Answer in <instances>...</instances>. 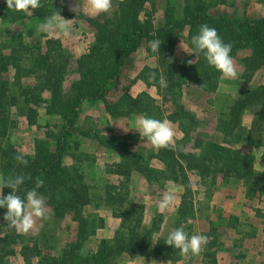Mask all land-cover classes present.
<instances>
[{
  "label": "rangeland",
  "instance_id": "obj_1",
  "mask_svg": "<svg viewBox=\"0 0 264 264\" xmlns=\"http://www.w3.org/2000/svg\"><path fill=\"white\" fill-rule=\"evenodd\" d=\"M3 1L0 0V8H2ZM183 1L154 0L153 30L155 31L162 26L166 7L169 4L175 7L174 16L181 17ZM207 1H210L211 4L208 13L214 17H239L257 20L264 15V0ZM57 2L59 3V0H55L53 8L59 9L57 8L59 6ZM79 6V11L75 15L93 17L86 16L81 12V6L85 7L84 3H79ZM62 7L63 10L61 11L70 12L71 8H65L66 6H63V4ZM116 12L117 10L113 12V9H111L108 13L99 15L97 19L102 21L114 19ZM22 13L24 17L13 22L8 19L0 20V54H8L10 49H6L4 45L8 41L14 43L18 37L29 45L39 42L43 44L47 40L44 39L45 36L42 33L39 37H35V31L41 23L39 18L46 15L30 17V12H20V16H22ZM154 18H157L156 25L153 23ZM65 19L73 21L70 26L73 29L72 38L64 39L63 43L60 42V55L71 58L67 73L63 76L64 91L67 92L70 83L76 78L75 59L82 55L79 53L85 50L88 45L87 41L92 38L93 31L78 16ZM185 37L186 29L182 32L173 51V58L180 61L191 55L188 54L191 51L185 43ZM150 42H144L130 58L124 61L120 75L114 82L116 91L112 93V96L119 98L126 92L129 97L137 98L145 93L154 99V103L144 102L146 105H150L152 115L147 116L140 113L144 108V105H142L139 106L138 113H133L131 117L114 120L106 114L107 112L101 101H84L78 108L75 126L67 127V132H64L65 122L58 117L45 115L42 107L38 109V119L34 125H29L23 115H18L12 109L9 118L13 124L9 129L8 143L23 154L33 155L36 151V142L46 139L52 152L57 148L59 149V147L63 148L61 164L64 167H78L82 171L84 183L87 185L92 199V205L82 208L81 217H84L87 222L94 221V224L97 225L93 235L89 236L83 243L81 250L83 255L95 251L100 240L112 239L115 231L125 221L124 215L132 219H140L141 231L150 238L151 250L154 246H158L159 248H169L173 252H170V260H164L162 257H152V260L147 261L143 259L146 257H136L138 260L135 263L129 261L131 258L122 255L114 264H152L153 261H158L153 262V264H177L183 260L192 264H218L217 257L220 261L224 259L225 255L231 259V256L237 253L249 251L250 245L253 247V255L261 253L263 251L261 248L263 247L264 236L247 237V235H250L249 233L253 232L247 225H243V222L245 223L248 219L247 217L239 222L234 216L222 218L221 215L223 211H226L223 205V201L226 199H230V203H239L241 213L245 211L256 214L257 211H260L264 214V176L262 178L263 183L258 186L251 198L245 197V188L241 181L235 178L222 180L216 173L206 175L204 179H201L194 170H182L179 172V176L182 178L183 183H177L174 181L175 176L171 166L165 168L166 166L162 162L150 158V155L156 153L157 150H154L143 137H140L138 131H136V119L147 116L158 120L167 119L172 121L177 133L175 142L179 151L183 154L198 153L196 149L197 141L209 140L231 144L230 137L216 130L217 122L226 116L229 118V112L235 107L238 100L244 99L250 92L264 86V70L258 69L254 72L249 70L246 63L243 62V58L249 56L250 51L241 50L232 58L238 73L236 78L227 79L221 75L217 80L216 90L212 92L201 91L193 83H189L190 86L176 83L173 90L176 99L173 102L171 97L163 98L154 86H147L142 80L136 78L139 72L142 71L141 66L143 65V61H139L143 58L136 60L137 55L144 52L146 56L148 54L146 49L149 47ZM148 56L150 59L153 58L150 63H152L153 68H156V57L149 54ZM22 66L27 67L26 63ZM144 68H147V66ZM13 73V71H9L6 77L12 79ZM176 81L180 80L177 78ZM137 82L144 83L148 88L147 91L151 94L147 91L139 92L140 88L137 86ZM22 83L29 86H38L41 80L33 75L22 78ZM43 98H48L47 92L43 93ZM234 122L241 127L251 129L252 141H261L262 144L258 148L247 142L235 143L231 146L242 153L253 155L255 171L264 175V157L262 156L264 155V105L262 103L252 106L246 105L239 112L237 119H234ZM254 123L258 124V131L254 130ZM235 130L233 129V133ZM127 134H130L129 153L131 157L134 155L140 157L139 163L141 166L139 171H132L129 177H124L110 173L116 170L112 166L120 163L121 157L117 150L107 149L99 145L96 135L116 136ZM126 162H130V160L126 159ZM144 164L151 169L150 172L144 170L142 166ZM169 169H172V171H169ZM169 181L172 184H169ZM173 186L179 189L177 199L166 210H159L160 198L167 188ZM110 187L115 188L117 194L115 200H121V203L114 207L106 206L103 203V198L111 191ZM219 195H221L220 199ZM40 196L45 201L46 215L49 219L37 220L34 229L24 234L17 232L15 228L9 226L3 220L6 209H2L0 210V238L5 235L19 234L24 239V243L30 245V247L37 243L38 251L43 256L55 257L61 253L67 244L76 241L78 223L72 220L71 214L56 217L52 207L48 205V198L44 195ZM256 216L258 220H262L259 215L256 214ZM210 217L214 220L209 221ZM125 222H127V218ZM203 225H206V232H203ZM179 227H183L189 237L200 234L209 238L208 243L203 246V250L199 254L192 255L189 253L186 257H181L178 249L165 244L168 234ZM237 230L240 232L239 235L236 234ZM107 233L109 238H102ZM19 248L20 246L16 244L8 247L7 252L3 253L4 259H2L1 264H26L20 255ZM249 255L251 256L250 253ZM171 258L174 261H171ZM38 260L39 256L31 257L29 263L37 264ZM251 262L245 261V263Z\"/></svg>",
  "mask_w": 264,
  "mask_h": 264
},
{
  "label": "trees",
  "instance_id": "obj_2",
  "mask_svg": "<svg viewBox=\"0 0 264 264\" xmlns=\"http://www.w3.org/2000/svg\"><path fill=\"white\" fill-rule=\"evenodd\" d=\"M3 2L0 8V20L8 19L13 22L24 17L23 13L20 16V12L8 10L5 0ZM40 3L41 7L29 11L30 17L53 15L55 11H59L64 19L78 16L92 29L94 42L85 54L75 59L76 78L70 83L67 92L64 91L63 76L67 73L71 58L60 55L59 40L47 39L43 44L39 42L29 45L18 37L14 43L8 41L4 45L10 50L6 55L0 54V178L19 173L30 175L32 179L26 180L17 192L22 199L26 198L28 190L35 187L37 177L43 179L44 184L37 189L38 194L48 198V205L52 207L56 217L71 214L72 220L78 223V232L76 241L67 244L55 257L43 256L38 251L37 243L30 247L24 243V239L19 234L5 235L0 238V264L4 259L3 253H6L8 247L13 244L20 246L19 252L26 264H30V258L35 256H39L37 264H114L122 255L131 259L162 257L164 260H170L169 255L173 251L158 246V248L154 246L151 250L150 238L141 231L140 219H132L125 215L127 222H122L112 239L100 240L95 251L83 255L81 253L83 243L93 235L97 225L94 221L87 222L84 217H81L82 208L92 205L82 171L78 167H64L61 164L63 148L59 147L52 152L46 139L36 142V151L33 155L23 154L15 149L8 143L9 129L13 124L9 113L14 109L18 115L25 117L29 125H34L38 119V109L42 107L45 115L58 117L65 122L64 132H67V127L75 126L78 108L84 101H101L107 114L114 120L131 117L133 113H138L142 105L144 108L140 113L150 116L152 115L150 105L144 103H154V99L149 95L142 93L137 98H131L125 92L119 98L112 96V93L116 91L114 82L120 75L124 61L130 58L144 42L153 40L160 42L159 55L153 53L150 47L146 49L150 56L156 57L157 67L142 69L136 78L142 80L147 86H154L163 98L171 97V101L174 102L176 98L173 90L176 83L186 86L193 83L201 91L212 92L216 90L217 80L221 76L220 72L207 64L203 54L197 57L190 55L182 61L173 58L175 45L185 29V43L191 53L193 49L191 37L198 33L200 25L207 24L217 30L224 43L232 45L230 53L232 58L241 50L250 51L249 56L243 58V62L249 70L254 72L258 69L264 70V17L257 20L214 17L208 13L210 1L184 0L182 16L175 17V7L172 4L167 5L164 22L154 31L152 26L154 0L117 2L115 18L104 21L95 17L83 15L80 17L72 11L53 8L55 0H40ZM7 33L10 34L9 31ZM191 59L195 62L189 65L187 61ZM25 63L27 67L22 66ZM9 71L14 72L12 79L6 77ZM150 71L157 73V80L160 75H163L168 87L161 88L158 82L149 83ZM33 75L41 80L38 86L22 83V78ZM177 78L180 81H176ZM44 92L48 93V98H43ZM257 103L264 105V86L250 92L244 99L238 100L235 107L230 110L229 118L226 116L218 120L216 130L230 137L231 144L209 140L197 141L198 153L196 154L161 149L150 155V158L159 160L166 166L165 168L171 166L174 171V181L177 183H183L179 176L182 170H194L201 179L216 173L222 180L235 178L241 181L245 188V197L251 198L258 186L263 183L264 175L255 171L253 155L242 153L231 145L247 142L255 148L261 146V141H252L251 129L241 127L234 122L246 105L252 106ZM257 125L253 124L255 131H258ZM233 129H236L234 133ZM129 138L130 134L96 135L99 145L117 150L121 157L120 163L112 166L116 170L110 173L129 177L132 171L140 170V157L137 155L131 157L129 153ZM17 154H23L29 161L27 167L17 163L14 159ZM126 159L130 162H126ZM144 165H142L144 170L150 172L151 169ZM9 192L10 189H3L4 196ZM116 197L115 188H111V191L103 198L104 205L111 207L119 205L121 200L116 201ZM256 214L264 220V214L260 211ZM171 261L174 259L171 258Z\"/></svg>",
  "mask_w": 264,
  "mask_h": 264
},
{
  "label": "clouds",
  "instance_id": "obj_3",
  "mask_svg": "<svg viewBox=\"0 0 264 264\" xmlns=\"http://www.w3.org/2000/svg\"><path fill=\"white\" fill-rule=\"evenodd\" d=\"M8 10L17 12H29L30 10L41 7L40 0H5ZM86 7L90 14L101 15L108 13L112 8V0H86ZM70 11L78 13V6L72 7ZM72 20H66L61 17L59 11H55L52 16L46 17L35 31V37L41 33L56 34L59 33L65 39H71L73 29L70 27ZM193 46L192 53L195 57L203 54L207 64L220 72L223 78L234 79L237 76V69L234 66L233 59L230 55L232 50L231 44L223 42L217 30L207 24L199 26L198 33L191 37ZM160 42L153 40L149 47L151 51L159 55ZM194 60H188L189 65L194 64ZM171 63V59H169ZM149 83H159L161 88H167V80L163 75L157 80V73L150 71L148 73ZM136 131L140 137H143L154 150H171L178 151L175 142L177 135L175 126L172 121L164 119L158 120L141 116L136 119ZM14 159L19 165L27 167L29 161L23 154H17ZM30 175L23 173L11 174L7 177L0 178V209H6L3 220L17 232L27 234L33 230L36 221L49 219L46 215L45 201L38 194L37 189L43 187L44 181L40 177L35 180V187L28 190L26 198L22 199L17 195L21 186L26 180H31ZM172 184L171 181L168 182ZM10 189L8 195H3V189ZM179 189L175 186L166 189L159 200L158 208L163 211L169 208L177 199ZM208 237L200 234H194L189 237L183 227L173 229L167 236L165 244L178 249L181 257H186L189 253L197 255L203 250V246L208 243ZM153 264V262H152ZM178 264H182L178 262Z\"/></svg>",
  "mask_w": 264,
  "mask_h": 264
},
{
  "label": "crops",
  "instance_id": "obj_4",
  "mask_svg": "<svg viewBox=\"0 0 264 264\" xmlns=\"http://www.w3.org/2000/svg\"><path fill=\"white\" fill-rule=\"evenodd\" d=\"M120 1H122V0H117V1L112 0V8L111 9H113V12L117 10L116 3L120 2ZM79 3H84V5H85V7L81 6V9H80L81 12L84 15L93 16L95 18H99L98 17L99 15H92V14L89 13V11H88V9L86 7V0H59V3H58L59 6L57 8H59L60 10H63L62 4H63V6L65 5L66 6L65 8H68V9L72 8V7H76V6L80 7ZM49 16L50 15H46V16H43V17H41L39 19L42 22L46 17H49ZM61 17H62V15H61ZM263 17H264V15L261 16V18H263ZM66 20H70V19H66ZM156 22H157V18H154L153 23L155 25H156ZM74 24H77V23H74ZM74 24H73V26H75ZM71 25H72V23H71ZM42 34L45 36V38H44L45 40L53 38V39H57L61 43H63V40L65 39L59 33L52 34V35L45 34V33H42ZM91 37L92 38L89 41H87L88 45L85 47V50H83L79 54L86 53L87 49H89V47L92 45V43L94 41L93 34H92ZM142 49H144V48H142ZM143 53L140 54V55H137V59H136V60H138L139 58H143V59L139 60L140 62L143 61V65L141 66V69H143L146 66L150 67V68H153V66L151 65L152 63H150V61H152L153 58L150 59V58H148L149 57L148 54H146V56H145V53L144 54ZM140 70H138V71H140ZM137 86H139V88H140L139 92H143V91H147L148 90V88L145 86L144 83L137 82ZM147 92L150 93L149 91H147ZM220 196L221 195H219V199L221 198ZM229 200L226 199V200L223 201V205H224L226 211H223L221 217L222 218H227L229 216H234L239 222H241L242 219H246V217H247L248 219H246L245 223L243 222V225L245 224V225H247L249 227V229L253 230V232L249 233L250 235L249 236L247 235V237H254V236L261 237V235L264 236V229H263L264 228V220L262 218H261L262 220H258L256 218L257 216H256L255 213L250 214L249 212H245V211H242V213H241V211H239L240 204L237 203V202H231L230 203ZM244 216H245V218H244ZM210 220L213 221L214 218L210 217L209 221ZM201 225H202V223H201ZM203 232H206V225H203ZM236 234L237 235L240 234L239 230L236 231ZM105 235L106 236H102V238H109L108 237L109 236L108 233L105 234ZM262 245H263V247L261 249H263V251L261 253H257L256 255H253V250H252L253 247H252V245H250L249 249H248L249 251L246 250V252L242 251V253H237L236 255L231 256V259H229L227 255H225L224 259H222L221 261L217 257V262H218V264H264V243ZM249 253L251 254V256L249 255ZM124 259L128 260L127 258H124ZM143 259H145L147 261L152 260L151 258H143ZM137 260H138L137 258L129 259L130 262H135V263L137 262ZM246 260H248V262H251V261H253V262L245 263ZM153 262L155 263V262H158V261H153ZM182 264H192V263L191 262H186V261L183 260Z\"/></svg>",
  "mask_w": 264,
  "mask_h": 264
}]
</instances>
